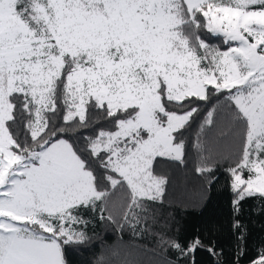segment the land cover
Instances as JSON below:
<instances>
[{"label":"snow or ice","instance_id":"6c2138e0","mask_svg":"<svg viewBox=\"0 0 264 264\" xmlns=\"http://www.w3.org/2000/svg\"><path fill=\"white\" fill-rule=\"evenodd\" d=\"M193 152L206 193L226 175L240 264L245 203L264 215V0H0V264H73L98 223L227 264L163 212L165 162Z\"/></svg>","mask_w":264,"mask_h":264},{"label":"trees","instance_id":"16d2710c","mask_svg":"<svg viewBox=\"0 0 264 264\" xmlns=\"http://www.w3.org/2000/svg\"><path fill=\"white\" fill-rule=\"evenodd\" d=\"M210 42L220 43L218 38ZM198 125L194 124L187 138L194 142ZM196 156L193 152L186 166L165 162L163 173L169 177L168 192L164 213H171L179 222L182 239H190L199 234L206 239L215 240L218 249L223 250L222 261L232 264L235 238L229 224L231 219V193L223 170L216 172V181L210 192H205L206 182L198 176L195 169ZM253 201L244 205L242 219L248 225V251L240 264L249 260L264 247V215L251 211ZM212 230V231H210ZM91 242L72 257L73 264H165L174 259L175 253L164 252L150 235L133 236L130 231H118L113 225L97 224L90 231ZM198 264H215L213 257L205 251L196 254Z\"/></svg>","mask_w":264,"mask_h":264}]
</instances>
